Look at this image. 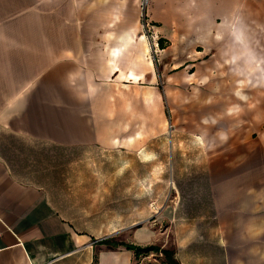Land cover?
I'll return each mask as SVG.
<instances>
[{
	"label": "crops",
	"instance_id": "crops-1",
	"mask_svg": "<svg viewBox=\"0 0 264 264\" xmlns=\"http://www.w3.org/2000/svg\"><path fill=\"white\" fill-rule=\"evenodd\" d=\"M154 3L174 12L172 0ZM175 7L197 14L191 29L177 25L202 47L196 59L247 60L258 51L249 46L264 44V0ZM139 11L140 0H0V264H132L121 245L156 238L141 224L151 210L135 217L152 200L136 166L161 165L151 144L165 130L150 119L153 110L163 116V93ZM249 11L260 20H241ZM233 17L259 39L230 36ZM262 107L257 100L255 126L264 125ZM255 133H217L208 153L196 150L208 156L206 181L192 184L203 191L160 202L159 249L177 264H264V127Z\"/></svg>",
	"mask_w": 264,
	"mask_h": 264
},
{
	"label": "rangeland",
	"instance_id": "rangeland-1",
	"mask_svg": "<svg viewBox=\"0 0 264 264\" xmlns=\"http://www.w3.org/2000/svg\"><path fill=\"white\" fill-rule=\"evenodd\" d=\"M157 1L160 0H140L139 15L143 28L139 30V35L144 37L151 50L147 59L151 61L155 84L163 93V116L156 115L153 110L150 119L153 123H164L165 130L163 137L151 144L154 155L152 160L161 162V165L153 163L151 167L136 166L137 180L150 177L152 200L146 206L137 204L135 217L137 221L141 218L139 209L151 210V217L141 224L156 234L153 242L146 246L159 249L161 223L157 212L160 202H168L178 194L186 197L192 196L194 191L196 195L203 191L198 188L195 190L192 184L196 182L198 186L206 181L205 164L208 156L204 154L208 153L205 150L209 140L215 138L217 133H224L226 129H231L233 135L249 132L255 137L256 128L264 127L253 125L257 100L264 101V44L249 46L257 47L258 51L251 49L247 60L244 57L228 61L207 55L196 59L198 55L195 52L202 51V47L192 46L193 38L188 35L186 37L181 27L184 25L191 29L196 24L194 18L197 14L175 12L176 0H172L174 12L165 14L159 11V5L155 6L157 3L154 2ZM184 18H187L186 23ZM238 19H231L230 36L236 38L242 35L247 36L250 42L255 41L258 37L254 31L249 28L245 34L239 29ZM215 20L217 28H222V20L217 16ZM178 23L181 31L177 27ZM163 48H167L165 52H161ZM180 56L183 58L180 59ZM246 70H249V74L254 73V76H240L241 71ZM144 82L147 83V80ZM233 100L244 103L247 115H240L242 108ZM223 103L227 104L225 111ZM260 112L264 114V107ZM225 117L231 118L230 125L223 123ZM198 149H204L205 153H197ZM115 240L127 241L128 238L121 236ZM132 264H165V261L161 254L155 252L134 258Z\"/></svg>",
	"mask_w": 264,
	"mask_h": 264
},
{
	"label": "trees",
	"instance_id": "trees-1",
	"mask_svg": "<svg viewBox=\"0 0 264 264\" xmlns=\"http://www.w3.org/2000/svg\"><path fill=\"white\" fill-rule=\"evenodd\" d=\"M159 43H162L161 40H158ZM101 245L107 246L108 249L113 248V245H109L110 242L108 240H104L100 242ZM113 246V247H112ZM124 247L126 251H130L133 253L134 258L138 256H146L150 253H159L164 257L165 264H177L176 261L173 259V253L169 251H162L159 250L158 248L154 246H145V247H140V246H135V245H121ZM97 260L96 258H93L92 264H96Z\"/></svg>",
	"mask_w": 264,
	"mask_h": 264
},
{
	"label": "bare ground",
	"instance_id": "bare-ground-1",
	"mask_svg": "<svg viewBox=\"0 0 264 264\" xmlns=\"http://www.w3.org/2000/svg\"><path fill=\"white\" fill-rule=\"evenodd\" d=\"M241 20H243L244 22L247 21V24L251 25V22H256V21H259L260 20V17H259V14L257 15L256 12H253V11H249L247 14H246V17L245 15L241 18ZM263 31V29H261ZM264 33V32H263ZM260 34L262 37H264V34ZM235 103H238L236 100H233Z\"/></svg>",
	"mask_w": 264,
	"mask_h": 264
}]
</instances>
